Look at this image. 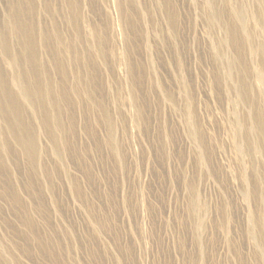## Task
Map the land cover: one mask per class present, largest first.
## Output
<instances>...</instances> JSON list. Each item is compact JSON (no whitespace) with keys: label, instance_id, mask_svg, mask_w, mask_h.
Here are the masks:
<instances>
[{"label":"rangeland","instance_id":"374dc122","mask_svg":"<svg viewBox=\"0 0 264 264\" xmlns=\"http://www.w3.org/2000/svg\"><path fill=\"white\" fill-rule=\"evenodd\" d=\"M0 103V264H264V0H0Z\"/></svg>","mask_w":264,"mask_h":264},{"label":"bare ground","instance_id":"6f19581e","mask_svg":"<svg viewBox=\"0 0 264 264\" xmlns=\"http://www.w3.org/2000/svg\"><path fill=\"white\" fill-rule=\"evenodd\" d=\"M19 92H20L19 94L20 99L25 98L28 101V103L32 105L30 97L28 96L25 89H22L21 87H19ZM6 106L8 110L15 112L16 111V99L14 97H9L8 100L6 101ZM2 108H3V105L0 103V109Z\"/></svg>","mask_w":264,"mask_h":264}]
</instances>
